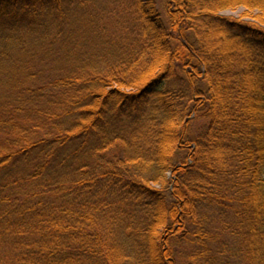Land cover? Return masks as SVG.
<instances>
[{"label": "trees", "instance_id": "obj_1", "mask_svg": "<svg viewBox=\"0 0 264 264\" xmlns=\"http://www.w3.org/2000/svg\"><path fill=\"white\" fill-rule=\"evenodd\" d=\"M135 3L0 2V264H264V0Z\"/></svg>", "mask_w": 264, "mask_h": 264}, {"label": "rangeland", "instance_id": "obj_2", "mask_svg": "<svg viewBox=\"0 0 264 264\" xmlns=\"http://www.w3.org/2000/svg\"><path fill=\"white\" fill-rule=\"evenodd\" d=\"M2 1H4V0H0V2H2ZM77 1H79V0H77ZM157 1H158L157 4L159 6V9H160L161 13L164 15L165 14V4H166L167 0H157ZM98 2H99V4L95 8L96 11L94 10V15L93 14L91 15L90 20L96 19V22H98V24L108 23V24H110V27H111L110 29L115 31L119 25H122L128 21L127 18L130 15V19H132L136 23L137 26L140 25V22H139L140 16H139V13H138L137 8H136V3H135V7H134V0H98ZM127 7L129 8L130 13L126 12ZM87 9H88V7L85 8V10H87ZM102 9H105V14H104L105 16L99 15V13H98ZM127 13H128V16H127ZM253 13L254 12H250L245 7H239V8H235V9H226V10L221 12V14L224 16L234 17V18L240 19L242 21L257 24V21L254 20L251 16V15H253ZM86 26H88V25H86ZM120 32H117V35H119ZM104 35L107 37H112L111 35L106 34V33L105 34H102V33H100V34H98V33L97 34L96 33L87 34V36L89 38L91 36L105 37ZM114 37L119 38V40L121 39V35L120 36H114ZM210 43H211L214 50L220 51V50L225 48V41L222 40V38L219 36V34H214L210 39ZM242 53L243 52H240L237 55L232 56L231 58H235V57L237 58L238 57L240 59V61L244 62L246 59L245 58L246 55H244Z\"/></svg>", "mask_w": 264, "mask_h": 264}]
</instances>
